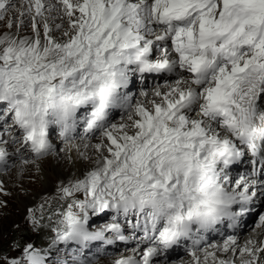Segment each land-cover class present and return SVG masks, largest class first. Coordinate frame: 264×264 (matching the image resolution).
I'll return each instance as SVG.
<instances>
[{"label":"snow or ice","instance_id":"snow-or-ice-1","mask_svg":"<svg viewBox=\"0 0 264 264\" xmlns=\"http://www.w3.org/2000/svg\"><path fill=\"white\" fill-rule=\"evenodd\" d=\"M12 8L0 0V20ZM24 9L19 16L30 17L34 36L0 38V106H7L0 144L22 145L31 159L18 149L19 158L34 163L54 152L55 127L66 150L87 159L91 147L97 157L94 169L61 187L69 202L53 213L52 245L75 244L71 264H96L84 250L135 240L119 222L135 214L143 216L133 225L142 232L133 250L139 259L114 264H154L182 240L191 241V264L209 257L217 264L215 251L198 254L207 234L224 223L235 229L264 205L256 168L238 178L228 171L246 153L264 169V111L257 106L264 99V0H24ZM53 11L66 22L55 25L63 39L49 25ZM150 74L173 79L135 98L133 76ZM114 110L119 123L111 120ZM81 125L85 151L74 143ZM93 137L100 142L91 144ZM7 163L0 148V170ZM109 212L111 221L94 230L91 218ZM257 216L255 226H264V207ZM236 245L229 236L212 247ZM241 251L253 257L244 264L260 259L247 245ZM8 264H47V257L29 245L23 261Z\"/></svg>","mask_w":264,"mask_h":264},{"label":"rangeland","instance_id":"rangeland-1","mask_svg":"<svg viewBox=\"0 0 264 264\" xmlns=\"http://www.w3.org/2000/svg\"><path fill=\"white\" fill-rule=\"evenodd\" d=\"M22 10H25L24 1H22ZM18 15H19V12H16L14 14V17L16 18ZM23 17H25L26 19L25 21H22V23L19 22V26H15L14 24L12 28H9L8 25L7 27L2 28L3 30L0 31V38H3L5 36H12L13 38H16V36H20V37H17V39H23L25 37H33L34 33L30 27L31 19L27 15ZM58 20L59 19H53V24L54 22H57ZM64 24L66 27V23ZM6 28L7 29L9 28L11 30L9 29L7 30ZM41 31H42V25H41ZM61 32L63 31L62 30L56 31V29L55 31H53L54 34H59ZM59 39H63V37L60 35ZM155 76H158V75L150 74V75H146L143 78V80L141 79V82L143 81L145 85L143 87L141 83L140 85L141 89L136 91L135 96H134L135 98L142 99L141 97H139L140 91L147 90L151 93V90L154 89L156 85L165 83L166 81H171L173 79L172 77L166 76L165 78H156L154 79V81H150L149 84L148 82H146L148 78L155 77ZM158 77H161V76H158ZM138 81L140 82L139 79ZM259 100L262 101V99H259ZM259 103L260 104L257 106H262V103L261 102ZM6 107H7L6 105L0 106L1 108L0 112H3L4 110H6ZM119 115L121 116V114ZM112 121L117 122V123L120 122V121H117L116 119ZM9 123H10V118H9ZM0 128H2V124H0ZM50 132H51L50 139L54 143V147L55 148L57 147V149L59 147V149L63 150L65 152V155L69 156L70 158V154H69L70 150H66L63 139L60 136L57 137V131L52 128L50 129ZM15 135L18 136L19 133H15ZM78 138L80 137H75L74 143L76 144L82 143L80 142L82 140ZM58 141H60L61 143H59ZM57 142L59 143V145H57ZM7 145L10 146L8 147L9 150L16 149L17 151L18 149L21 148V145L18 146V145H13L11 143L0 144V148L5 149ZM78 156H80V154H78ZM56 160H58V156H55L52 154H50L49 156L41 160H37V162L42 161V162L51 163L48 166V170H42V169L37 170L39 171L38 175L40 177V182L42 186H44V189L45 187L46 188L55 187L56 186L55 179L58 176H60L59 173L63 171V169L57 168L56 164H54L56 163ZM57 163H60V161ZM14 169H15V165L13 166L11 165L8 170L10 175L7 174L8 172L4 174V179L9 178L8 180L11 185L14 184V181L11 180V178L14 177V172L12 171ZM67 172H69V170L65 169L63 173H67ZM237 176L238 175H235L233 177L230 176V177L237 178ZM60 195H61L60 192L57 191L49 197L37 198L38 202L37 201L35 202L34 201L35 196H36L35 193L29 194V192H27L24 195L21 191H15L14 193L7 188H3V190L0 191V264H8V262L12 259L23 261L24 250L29 245H31L35 250L41 251L47 257V264H59L61 260L67 261L68 264H71L73 255H74L73 250L77 249L78 246L72 243L57 244L55 246L52 245V241L55 238V233L52 231V228L55 227L54 222L57 218L56 216L53 215V213L64 210L67 206V203L69 202L64 199H61ZM77 196L80 199H83V194H77ZM106 215H108V213L101 214L98 217L93 216L91 218L90 223L94 230L97 228V226H103V224L111 220V214L109 216H106ZM33 216H35V218L39 220V223H33V220H32ZM41 216H43V219H40ZM49 217H51V220H49ZM130 221L135 225L138 221L142 222L143 217L139 218L135 215L133 219L125 218L119 221L120 223H122V226L124 225V223H127L126 225L127 229H124V234L127 235V232L130 230L131 233L133 232L136 233V234L133 233L134 234L133 236L137 240H139L140 239L139 237H141L142 232L139 229L134 231V229H132L133 225H128ZM250 222H251V219L248 225L250 224ZM240 227H241V224H240ZM252 231L255 232L256 228H253V230H250V231H245L243 237L246 238V242H244V245L243 244L239 245L240 246L238 247L239 250L237 249L234 250V254L231 260H228V261H231L232 264H244L245 261L249 260L250 256L247 253H242L241 250L245 247V245H247L251 249V246L253 245L252 238L254 235V232ZM108 235L111 236V234H108ZM226 238L227 237H225V239ZM136 239L135 241L133 240L132 243L127 244L125 247L128 249L132 246H136L137 245ZM249 241H251V243H249ZM216 242L218 241L216 240ZM216 242H212L209 245L202 246L200 248V251H203L204 248H207V249L212 248V245H214ZM104 246L107 247L110 245H104L102 242H93L84 251L87 257L92 258L96 261V264H103V262L106 261L107 258L110 257L114 259L115 256L118 255V253L117 255H114V256L104 254V251H105ZM181 249H184V250H181ZM190 250L191 248H190V243H189L187 249L180 248L175 251H168L166 254L156 257L154 259V264H170L172 262H177L178 260L186 257L187 255H190ZM130 252L131 253L126 255L124 258H135L137 260L139 259V256H136V257L133 256V253H134L133 250L132 251L130 250ZM228 252L229 254H231L232 250L230 249ZM120 255H122V253ZM240 255L242 256V258L238 260V257Z\"/></svg>","mask_w":264,"mask_h":264},{"label":"bare ground","instance_id":"bare-ground-1","mask_svg":"<svg viewBox=\"0 0 264 264\" xmlns=\"http://www.w3.org/2000/svg\"><path fill=\"white\" fill-rule=\"evenodd\" d=\"M22 1H24V0H11V2L13 4V8L8 11L4 20H0V31L3 30L2 28L7 27V25L10 22L12 23L13 26H14V24H15V26H19V22L21 20L25 21V19H26L25 17H20L19 15L16 18L14 17V14L16 12L22 11ZM44 3L46 5L55 4L56 0H44ZM46 15L49 17L48 21L50 23V26L53 28V31H55V25L56 24L66 23L65 21H61L59 19L57 22H54V24H53V19L58 16V13L55 11H53L51 13H46ZM6 29H4V30H6ZM9 30H11V29H9ZM62 33L63 32H61L59 34L53 33L54 38L59 39L60 35L63 37ZM17 37H20V36H16V38ZM165 77L166 76H161V77L155 76V77H151V78L147 77L148 79L146 80V82H148V84H149L150 81H154V79H156V78H165ZM161 84H163V83H161ZM129 88H131V86ZM258 109L261 111H264V105L258 106ZM120 117L121 116L117 112H112L111 120L116 119L117 121H121ZM81 127L82 126H80L77 129V133L75 134V137H80V138H78L80 140H81V136L83 134V130H80ZM50 134H51V132H50ZM58 136H59V133H57V137ZM50 142L52 143L53 149H54V152L52 153V155L58 156V160H56V163H54V164H56L57 168L63 169V171L59 173L60 176H58L55 179V184H56L55 187H52V188H46L45 187V189H44V186H42V184L40 182V177L38 175L39 171H37L39 169L48 170V166L51 163L42 162V161H38V162L35 161L34 163L24 164L21 161V159L19 158L18 151H16V149L9 150L8 147H10V146L7 145L5 150L8 152V163H7V165H4V166H5L6 172H8L9 167L11 165L12 166L15 165V169L12 170L14 172V177L11 178V176H10L11 180L14 181V184L11 185L9 183V180H8L9 178L4 179V174H2V175H0V183H2L3 188H7L14 193H15V191H21L24 195L27 192H29V194L35 193L36 196H35L34 201L38 202L37 198L49 197L57 191L60 192L61 187H67L71 183L75 182L77 179H82L88 171L94 169L97 166V157H96V154H95L93 148L89 147L86 150L87 156H88L87 159H85L81 155L78 156L79 153L75 149H71L69 151V154H70V158H69V156L65 155V152L63 150L59 149V147H58V149H57V147L56 148L54 147V143L52 142L51 139H50ZM58 142L61 143L60 141H58ZM58 142H57V145H59ZM80 142H82V143H78V145H81V151H85L82 147L83 143H85V142L84 141H80ZM98 142H100L99 139H96L95 137L91 138V140H90L91 144H95ZM19 150L21 152H23V155L25 158L31 159L30 154L27 153L26 150H24V147L22 145H21V148ZM246 157H247V154H246ZM59 161H60V163H57ZM65 169H68L69 172L63 173ZM228 171H229V174L231 177L236 175V174L232 173L230 170H228ZM237 171H239V170H237ZM7 174L10 175L9 172ZM232 174H233V176H232ZM259 206H260L259 210H261V208L264 207V205H261L260 203H259ZM110 214L112 215V213L109 212L108 215H106V216H109ZM134 216H135V214H129V216L127 218L133 219ZM140 217H143V216H140ZM122 219H125V217L123 215H121L119 217V221H121ZM103 223H105V222H103ZM241 223H242V220H241L240 224ZM257 223H258V218L256 217V218L251 219V222L249 225H252V227H255V225ZM240 224L238 227H240ZM124 225H123V228L127 229V227H126L127 223H124ZM128 225H132V222L130 221ZM218 228H221L220 230H221V232L224 233L225 237H229V236H236L237 237V245L233 246L234 250H236V249L239 250V248H238V247H240L239 245H242V244L244 245V242H246V238L243 237V235L246 231L245 228L244 229L239 228V229L235 230L233 234H229L228 229L223 228L222 225H219ZM134 231H135V229H134ZM133 233H135V232H133ZM127 235L130 237L133 236V234L130 232L127 233ZM226 239L217 240L218 242H216L214 245L221 246ZM252 241H253V245L251 246V249L253 250V252L258 257H260V259L256 261V264H264V252H255L256 248L264 247V226L256 228V231L254 232ZM132 242H133V240L130 239L127 243L122 242V241H116L115 244H113V246H111V245L107 246V247L104 246L105 247L104 254L114 256V255H117V253H118V255L115 256L114 259L110 258V257L107 258L106 261L103 262V264H114V261L116 259H119L122 257L124 258L126 255L130 254L131 253L130 250L132 251V250L136 249L137 245L132 246L128 249L125 246L129 243H132ZM145 247H146L145 245L140 246L141 250H143ZM230 249L232 250L231 254H229V252H224L222 250H216L213 247L209 248L208 251L209 252L215 251V256H216V260H217V264H218L219 260H226V261L231 260L233 254H234V250L232 248H230ZM181 250H184V249H181ZM121 253H122V255H120ZM198 254L201 256V259H203V251H200ZM119 255H120V257H119ZM133 256L136 257V256H139V254L134 252ZM241 258H242V256L240 255L238 257V260H240ZM191 259H192L191 255H187L186 257L178 260L177 262H172L170 264H191ZM252 259H253V257L250 256L249 260H252ZM208 264H212V257H209Z\"/></svg>","mask_w":264,"mask_h":264}]
</instances>
